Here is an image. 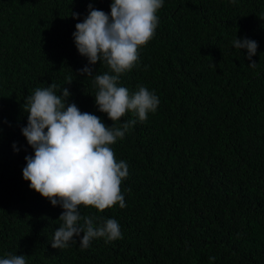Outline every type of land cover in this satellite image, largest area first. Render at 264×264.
Wrapping results in <instances>:
<instances>
[{"label": "trees", "instance_id": "1", "mask_svg": "<svg viewBox=\"0 0 264 264\" xmlns=\"http://www.w3.org/2000/svg\"><path fill=\"white\" fill-rule=\"evenodd\" d=\"M111 3L0 0V258L264 264V0H163L154 36L118 82L130 94L144 86L160 103L144 121L128 112L118 122L98 111L93 78L78 74L87 58L73 39L89 4L110 15ZM235 38L257 43L255 68ZM93 67L94 75L114 74L103 62ZM53 83L69 89V104L106 126L136 120L110 145L117 161L128 164L121 184L126 206L104 212L80 206L101 223L115 219L121 239L96 238L83 248L77 238L51 247L63 209L23 179L25 157L34 150L21 129L28 124L26 97Z\"/></svg>", "mask_w": 264, "mask_h": 264}, {"label": "clouds", "instance_id": "2", "mask_svg": "<svg viewBox=\"0 0 264 264\" xmlns=\"http://www.w3.org/2000/svg\"><path fill=\"white\" fill-rule=\"evenodd\" d=\"M162 5L163 0H112L109 15L89 4L88 15L75 25L74 43L88 61L78 74L93 78L97 109L112 122L120 121L128 112L144 121L158 108L160 101L154 92L139 86L130 94L118 82L123 73L136 65L138 49L154 36ZM72 16L78 18V14ZM232 43L236 49L247 50L249 67L255 68L257 63L252 57L256 55L257 43L247 38H235ZM98 62L105 63L114 74L94 75L93 66ZM71 83L69 77L67 85ZM70 95L67 87L59 89L53 83L35 89L23 104L28 124L21 131L34 150V156L25 157L23 179L53 207L59 205L63 209L52 239L53 249L77 243V238L83 248L96 238H105L106 242L122 238L115 219L101 223L99 217L82 215L80 206L99 212L117 204L120 208L126 206L121 184L129 174L128 164L117 161L110 145L122 139L136 123L133 119L120 126H106L100 117L82 113L75 103L69 104ZM13 148L16 149L15 144ZM0 264H26V259L23 255L6 254Z\"/></svg>", "mask_w": 264, "mask_h": 264}]
</instances>
